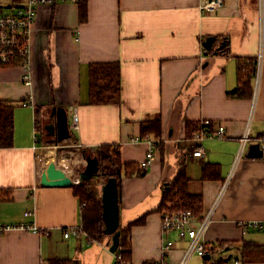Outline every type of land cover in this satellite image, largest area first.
I'll return each instance as SVG.
<instances>
[{
    "label": "crops",
    "instance_id": "0c3cea01",
    "mask_svg": "<svg viewBox=\"0 0 264 264\" xmlns=\"http://www.w3.org/2000/svg\"><path fill=\"white\" fill-rule=\"evenodd\" d=\"M201 2L84 0L38 6L29 68L0 65V111L14 108L13 138L0 151V264H115L111 236L102 241H91L85 232L64 236L66 227L81 224L79 198L73 186H42L41 172L56 160L74 173L72 166L83 163V152L103 144L120 145L123 162L140 164L149 148L147 138L159 140L152 163L144 175H124L119 187L121 231L144 218L130 228L131 264H160V204L164 186L182 162L186 192L200 199L197 217L213 208L207 242L234 245L225 252L231 255L225 264H264V231L242 226L264 221V149L261 156L253 155L250 144L234 167L250 115L251 134L264 135V0H224L215 12L203 11ZM25 3L0 0V14ZM209 36L216 38L210 50L204 46ZM260 50L258 88L254 77L250 92L242 95L238 61ZM107 61L121 63L122 101L90 104L89 65ZM26 73L31 84L24 82ZM30 94L33 104L24 105ZM54 106L68 112L71 137L61 142L56 141ZM73 107L78 130L71 128ZM155 118L161 120V135L142 137V123ZM203 120H210L214 130L224 125L225 132L206 137L205 154L198 157L186 127ZM35 135L41 137L39 146ZM68 146L73 149L60 150ZM205 164L213 166L215 176L203 177ZM166 236L174 241L167 259L175 264L187 240L175 231ZM196 258L204 264V257Z\"/></svg>",
    "mask_w": 264,
    "mask_h": 264
},
{
    "label": "trees",
    "instance_id": "16d2710c",
    "mask_svg": "<svg viewBox=\"0 0 264 264\" xmlns=\"http://www.w3.org/2000/svg\"><path fill=\"white\" fill-rule=\"evenodd\" d=\"M85 16V12L82 14ZM225 43V42H224ZM226 46V45H225ZM223 46V49L224 47ZM212 48V47H211ZM210 48V49H211ZM209 49V50H210ZM256 57L241 58L238 61V79L240 81V90L242 95L250 92V86L255 77ZM89 88L90 104H117L122 101V76L120 61L93 62L89 65ZM249 89V90H248ZM239 91V88H238ZM14 108L12 105L2 107L0 111V140L2 144L11 143L14 131L13 120ZM37 124L39 123V110L37 112ZM201 127L200 122H187V133L192 138L194 133ZM141 136L159 137L162 132L160 118H155L142 123ZM48 145L54 142H48ZM86 154L97 157L98 176L90 179H82L79 183L73 185L75 194L78 196L81 204V225L84 232L91 241H102L106 234L104 233L105 222L103 219L102 191L99 189L100 181H106L111 176H116L120 187L124 175H144L147 169L137 162H123L120 155V145L103 144L92 152ZM211 164H205L203 168V177L210 178L215 176ZM214 170V169H213ZM188 177L185 164L179 165L176 177L164 186V195L160 204L161 210L165 208L166 202L175 200L176 206L190 208L197 213L200 206L198 196L188 194L186 185ZM177 190V192H175ZM144 218L136 219L130 222L129 227L122 228L121 239L118 251L122 252L125 259L130 260L131 248L129 244V232L133 224L142 223ZM207 251L211 255L205 259L206 264H225L227 256L222 257L227 250L234 245L228 241H219L217 243L207 242ZM117 251V252H118ZM59 264H72L70 260H58Z\"/></svg>",
    "mask_w": 264,
    "mask_h": 264
},
{
    "label": "built area",
    "instance_id": "2783aa9c",
    "mask_svg": "<svg viewBox=\"0 0 264 264\" xmlns=\"http://www.w3.org/2000/svg\"><path fill=\"white\" fill-rule=\"evenodd\" d=\"M59 1H74L83 2L84 0H26L24 5L18 6L11 12L0 14V65L1 66H12L20 65L26 69L30 66V53H31V33L32 27L37 15V8L42 3L54 4ZM224 4V0H202L200 6L203 11L215 12L218 11ZM206 52V49H203ZM263 66V51L260 50L256 56V71H255V81L256 89L258 88V83L260 80L261 72ZM24 82L26 84L32 83V77L30 73L24 75ZM34 96L30 94L27 99L24 100V105L33 104ZM73 120L71 123V128L73 130H78L79 119L77 108L73 107ZM253 114V113H252ZM251 121L252 115L246 123L244 133L240 136V147L239 151L236 153L235 165L240 161L246 148L251 143H259L260 147L264 149V135L262 137H254L251 134ZM210 120H203L200 122V129L194 133L192 140L197 144L192 149V154L194 156H203L205 154V148L202 145L203 140L208 136L222 137L225 132V126L220 125L216 130L212 129ZM138 138H136L137 140ZM149 148L147 150L146 158L141 162V166L144 169H148L149 165L152 163L155 155V149L158 146L159 140L155 138H147ZM41 137L35 135L34 144L39 146ZM3 144L0 140V151ZM41 158V157H40ZM58 164V163H57ZM59 166V165H58ZM61 167V166H60ZM63 168L68 175H70L77 183L79 181L77 174L73 172H68L67 167ZM74 171V168H73ZM81 174V173H80ZM234 172L232 171L228 178L226 179L221 192L228 185ZM77 176V177H76ZM81 179V178H80ZM177 192V190H175ZM162 218V228L164 233V239L162 244V258L160 264H171L167 259L169 251L172 250L174 246V241L165 237V233L175 231L178 236L182 239L187 240V245L183 249V253L179 261L175 264H189L190 260L198 255L199 257H204L208 254L207 251V240L205 239V232L210 225L213 216V208H211L203 217L198 218L194 211L190 208H185L181 206H176L175 200H169L166 202L165 208L161 212ZM252 225L258 229L264 231V221H252V222H242V226ZM31 229L37 230V226H28ZM84 233L82 225H72L64 229V236L69 237L71 235L80 236ZM118 251V250H117ZM114 252L115 254V264H131V261L125 259L122 252ZM211 256V255H210ZM226 254H222V257ZM237 261V260H236ZM45 264V263H44ZM49 264V263H46Z\"/></svg>",
    "mask_w": 264,
    "mask_h": 264
},
{
    "label": "water",
    "instance_id": "95a60500",
    "mask_svg": "<svg viewBox=\"0 0 264 264\" xmlns=\"http://www.w3.org/2000/svg\"><path fill=\"white\" fill-rule=\"evenodd\" d=\"M215 36H209L204 42V46L210 49L215 41ZM225 44V43H224ZM52 114L57 117V142H61L71 137L70 125L68 122V112L64 107L54 106ZM52 127V126H51ZM54 127V126H53ZM51 128L54 133V128ZM251 149L255 150L253 155L261 156L263 151L259 143H251ZM83 158L86 161V168L81 172L80 178L90 179L98 176V160L97 157L91 156L83 152ZM40 183L42 186H63L70 187L77 183L67 172L58 166L56 160H51L46 168L41 172ZM102 204H103V219L105 222L104 233L112 237L110 250L116 252L118 250L121 229H120V189L116 176L109 177L102 185ZM229 247L226 248L228 250ZM210 254L204 255L205 259H209ZM231 259V255L227 260Z\"/></svg>",
    "mask_w": 264,
    "mask_h": 264
},
{
    "label": "rangeland",
    "instance_id": "374dc122",
    "mask_svg": "<svg viewBox=\"0 0 264 264\" xmlns=\"http://www.w3.org/2000/svg\"><path fill=\"white\" fill-rule=\"evenodd\" d=\"M49 148H51V147H49ZM67 150V149H73L72 147L70 148L69 146L68 147H61L60 148V150ZM93 153V152H92ZM79 154V153H78ZM56 159V158H55ZM81 161L83 162V163H81V165H73V164H70V166H72L73 168H74V173L75 174H77V176H78V179H79V181H78V183L81 181V179H80V173L86 168V161L84 160V159H82V157H81ZM41 162V161H40ZM76 176V177H77ZM101 182V181H100ZM104 182H106L105 180L104 181H102L101 182V184L103 185V183ZM100 183H99V189L102 191V189H101V185ZM162 215V214H161ZM196 257H199L198 255H196L195 256V258H194V261H193V263L192 264H197V258ZM200 258V257H199ZM204 264H206V262H205V260H204Z\"/></svg>",
    "mask_w": 264,
    "mask_h": 264
},
{
    "label": "bare ground",
    "instance_id": "6f19581e",
    "mask_svg": "<svg viewBox=\"0 0 264 264\" xmlns=\"http://www.w3.org/2000/svg\"><path fill=\"white\" fill-rule=\"evenodd\" d=\"M66 164H69V163H66Z\"/></svg>",
    "mask_w": 264,
    "mask_h": 264
}]
</instances>
